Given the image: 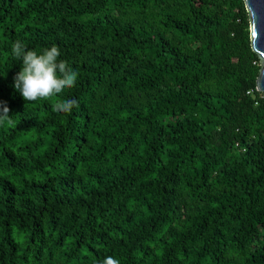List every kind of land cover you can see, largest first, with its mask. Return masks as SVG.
<instances>
[{
  "label": "trees",
  "instance_id": "1",
  "mask_svg": "<svg viewBox=\"0 0 264 264\" xmlns=\"http://www.w3.org/2000/svg\"><path fill=\"white\" fill-rule=\"evenodd\" d=\"M18 39L75 86L25 101ZM259 70L244 0H0V264H264Z\"/></svg>",
  "mask_w": 264,
  "mask_h": 264
},
{
  "label": "clouds",
  "instance_id": "2",
  "mask_svg": "<svg viewBox=\"0 0 264 264\" xmlns=\"http://www.w3.org/2000/svg\"><path fill=\"white\" fill-rule=\"evenodd\" d=\"M11 54L22 62L13 79L15 89L27 102L52 100L76 84L78 73L67 61L60 59V49L56 45L37 51L27 48L18 39L11 45ZM74 107H79L76 99H56L52 103L53 111L58 113L70 114ZM9 112L7 104L0 101V123L9 119ZM99 264H120V261L113 256H106Z\"/></svg>",
  "mask_w": 264,
  "mask_h": 264
},
{
  "label": "water",
  "instance_id": "3",
  "mask_svg": "<svg viewBox=\"0 0 264 264\" xmlns=\"http://www.w3.org/2000/svg\"><path fill=\"white\" fill-rule=\"evenodd\" d=\"M244 3L250 21L251 46L260 61L256 89L264 94V0H244Z\"/></svg>",
  "mask_w": 264,
  "mask_h": 264
}]
</instances>
